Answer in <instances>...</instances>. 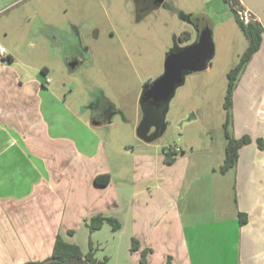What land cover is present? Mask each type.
<instances>
[{
    "label": "crops",
    "instance_id": "0c3cea01",
    "mask_svg": "<svg viewBox=\"0 0 264 264\" xmlns=\"http://www.w3.org/2000/svg\"><path fill=\"white\" fill-rule=\"evenodd\" d=\"M68 27L63 41V26L46 22L43 33L50 41L26 60L0 41L9 53V62L0 58V264L46 260L58 234L77 232L86 227V219L100 213L119 219L120 231L128 227L131 240L140 241L139 252L132 253L130 248L133 264H141L146 248L153 250L148 264H168L169 259L171 264H264V176L258 174L264 173V150L259 149L261 156L249 152L248 146L240 150L235 216H226L223 209L197 214L190 208L185 180L192 156L179 148H174L172 165L164 162L166 148L162 153L140 154L134 167L136 186L121 187L104 145L108 142L99 139V131L113 124L98 117L97 103L105 99L104 91L90 83L86 105L71 106L66 99L58 100L56 88H51L55 86L52 73H57L55 60L70 71L83 64V56H91L84 41H72L81 38L79 27L74 23ZM263 52L264 40L247 70L253 77L251 86L260 89H264V68L254 69L263 60ZM40 54L48 58L36 61ZM44 59L50 63L38 64ZM40 72L51 82L40 78ZM243 84L244 79L234 95V111ZM151 106L137 129L146 150L154 148L151 133L163 127L167 116V108ZM252 108L248 103V111ZM257 110L250 129L234 135L249 134L250 145L264 139V97ZM237 126L235 112V130ZM212 172L216 173L215 168ZM240 212L247 214L243 226ZM66 239L72 242L74 237Z\"/></svg>",
    "mask_w": 264,
    "mask_h": 264
},
{
    "label": "rangeland",
    "instance_id": "374dc122",
    "mask_svg": "<svg viewBox=\"0 0 264 264\" xmlns=\"http://www.w3.org/2000/svg\"><path fill=\"white\" fill-rule=\"evenodd\" d=\"M157 2L159 9L140 12L138 0H0V41H5L7 48L16 50L26 60V56L38 53L45 41H50L43 33L46 22L54 21L63 26L65 33L60 36L63 41L67 40L68 24H76L91 56H83V64L70 71L59 59L55 60L57 73H52L55 86L51 88H56L58 100L66 99L71 106L86 105L90 83L104 91L105 99L97 106L98 114L113 124L99 131V139L108 142L104 145L110 152L117 183L134 189V167L140 154L179 148L192 156L185 180L190 208L197 214L223 209L226 216H235L237 170L231 169L226 174L220 171L227 145L228 111L224 105L228 74L238 65L249 42L235 20L231 3L226 0ZM203 28L211 30L215 54L206 70L185 74L183 84L161 105L162 110L167 108L166 123L152 131L154 148L146 150L137 133L147 107L153 108L151 104L142 103L144 87L163 76L168 55L194 44ZM184 33L191 34L192 39L181 42ZM43 56L38 55L36 61ZM261 57L263 60L254 70H263L264 52ZM48 60L38 64H48ZM248 67L238 83L239 87L244 79L238 91L236 111L233 108V123L231 120L228 128L232 136L250 129L264 97L263 87L251 86L253 77L247 72ZM39 76L46 79L41 72ZM249 86L253 88L254 97L248 94ZM110 103L117 110H110ZM248 103L255 110L248 111ZM158 108L156 112L161 113ZM235 112L240 126L237 130L233 127ZM248 147L249 152L254 150L255 156H258L256 153L261 156L257 141ZM260 173L263 177L264 173ZM109 227L91 234L83 226L72 242L89 250L92 240L95 247L102 248L97 252L101 260L108 256V264H133L128 227L117 233Z\"/></svg>",
    "mask_w": 264,
    "mask_h": 264
},
{
    "label": "trees",
    "instance_id": "16d2710c",
    "mask_svg": "<svg viewBox=\"0 0 264 264\" xmlns=\"http://www.w3.org/2000/svg\"><path fill=\"white\" fill-rule=\"evenodd\" d=\"M226 2L231 3L232 11L235 15V20L238 23L240 29L244 33L245 37L249 42V46L246 52L240 58L238 65L230 71L228 74V91L225 101V109L228 111V120L225 123L226 128V155L223 166L220 171L226 174L231 169L237 167L240 157V150L245 146L252 143V139L248 135H244L241 138H236L228 132L231 120L233 123V108H234V95L238 87L239 80L242 74L246 71L248 65L252 61L255 54L260 50L263 40H264V28L259 20L245 25L237 16V7L244 5L242 2H235L234 0H226ZM151 82L147 83L145 87H149ZM144 87V88H145ZM111 105V103H110ZM110 110H117L114 105H111ZM258 146L261 150H264V139H258ZM176 154L171 149L165 150L164 162L167 165H172L176 160ZM98 183V179L96 180ZM240 224L243 226L247 223V214L242 212L239 213ZM105 224L112 227L113 232H118L122 229V223L119 219L113 216H107L103 213L94 215L85 220L86 227L90 230L91 234L99 231L103 228ZM76 234V230L70 229L66 232V235L58 234L56 236L55 245L52 255L44 261H29L26 264H108L110 258L106 256L103 260L97 257V252L99 247H95L92 240L89 242V250L84 252L82 247L77 243L71 242L66 239V237L72 238ZM131 252H139L141 250V243L135 237L131 241ZM153 252L152 249L146 248L141 253V264H148L147 256L149 253ZM168 264H171L169 259Z\"/></svg>",
    "mask_w": 264,
    "mask_h": 264
},
{
    "label": "water",
    "instance_id": "95a60500",
    "mask_svg": "<svg viewBox=\"0 0 264 264\" xmlns=\"http://www.w3.org/2000/svg\"><path fill=\"white\" fill-rule=\"evenodd\" d=\"M241 2L258 17L264 28V0H241ZM214 54L211 30L207 28L198 42L168 55L163 76L147 88L142 102L156 105L169 101L176 88L183 84L184 75L206 70Z\"/></svg>",
    "mask_w": 264,
    "mask_h": 264
},
{
    "label": "flooded vegetation",
    "instance_id": "af4514ba",
    "mask_svg": "<svg viewBox=\"0 0 264 264\" xmlns=\"http://www.w3.org/2000/svg\"><path fill=\"white\" fill-rule=\"evenodd\" d=\"M235 2H237V3H239V2H241V0H234ZM153 8H157V9H159L160 7H159V3L157 2V0H138V9H139V11L140 12H142V11H150V9H153ZM150 13V12H149ZM207 28H203L201 31H200V34L198 35V40L196 41V42H198L199 41V39H200V37H201V35H202V33H203V31H205ZM180 39H182V40H180L181 42H183L184 40H191L192 39V36H191V34H187V33H184L181 37H180ZM72 41H83V39H75L74 38V40H72ZM195 42V43H196ZM84 49L83 48H81V51H83ZM180 50V49H179ZM152 83H150V85H151ZM150 85H148V86H150ZM147 88L148 87H145L144 88V90H143V94H142V98H143V95H144V93H145V91L147 90ZM143 103V102H142ZM148 104H149V102H147ZM147 103H143V104H147ZM163 103H165V102H160V103H158V104H156V106H161ZM97 106H99V104L97 103ZM99 110H102V107L100 106V108H99ZM109 111L107 110V113H108ZM98 117L100 118L101 117V115H98ZM100 119H103V118H100Z\"/></svg>",
    "mask_w": 264,
    "mask_h": 264
},
{
    "label": "built area",
    "instance_id": "2783aa9c",
    "mask_svg": "<svg viewBox=\"0 0 264 264\" xmlns=\"http://www.w3.org/2000/svg\"><path fill=\"white\" fill-rule=\"evenodd\" d=\"M237 16L240 19V21L243 22L245 25H249L250 23H253L259 20L258 17L245 6L237 7ZM0 58H1V61H3L4 63L9 62V53L7 49L1 43H0ZM50 82H51V79L47 78L46 83H50Z\"/></svg>",
    "mask_w": 264,
    "mask_h": 264
}]
</instances>
